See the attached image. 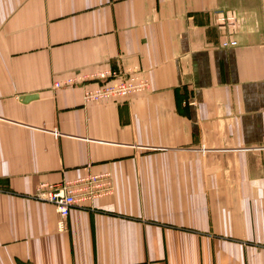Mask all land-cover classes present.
<instances>
[{
  "label": "crops",
  "instance_id": "0c3cea01",
  "mask_svg": "<svg viewBox=\"0 0 264 264\" xmlns=\"http://www.w3.org/2000/svg\"><path fill=\"white\" fill-rule=\"evenodd\" d=\"M134 65L127 98L53 86ZM107 171L64 229L35 197ZM0 264H264V0H0Z\"/></svg>",
  "mask_w": 264,
  "mask_h": 264
},
{
  "label": "built area",
  "instance_id": "2783aa9c",
  "mask_svg": "<svg viewBox=\"0 0 264 264\" xmlns=\"http://www.w3.org/2000/svg\"><path fill=\"white\" fill-rule=\"evenodd\" d=\"M232 16H220V20H231ZM236 40L223 42L224 46L236 45ZM94 83L83 91L84 103L118 100L135 93L146 92L150 80L141 73L139 66L108 68L91 73H81L54 82V88L74 87ZM113 183L110 172L88 173L75 179L60 182H41L37 185L35 197L55 205L59 214L58 226L66 227V220L72 207L97 197L109 195Z\"/></svg>",
  "mask_w": 264,
  "mask_h": 264
},
{
  "label": "water",
  "instance_id": "95a60500",
  "mask_svg": "<svg viewBox=\"0 0 264 264\" xmlns=\"http://www.w3.org/2000/svg\"><path fill=\"white\" fill-rule=\"evenodd\" d=\"M38 95L36 94V93H34V94H28V95H23V96H21V99L23 100V101H28V100H31V99H33V98H36Z\"/></svg>",
  "mask_w": 264,
  "mask_h": 264
},
{
  "label": "bare ground",
  "instance_id": "6f19581e",
  "mask_svg": "<svg viewBox=\"0 0 264 264\" xmlns=\"http://www.w3.org/2000/svg\"><path fill=\"white\" fill-rule=\"evenodd\" d=\"M141 69V68H140Z\"/></svg>",
  "mask_w": 264,
  "mask_h": 264
}]
</instances>
